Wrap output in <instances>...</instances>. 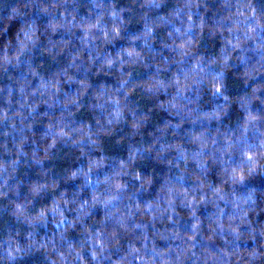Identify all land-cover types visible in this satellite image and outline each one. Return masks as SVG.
<instances>
[{"label": "clouds", "instance_id": "9594fccd", "mask_svg": "<svg viewBox=\"0 0 264 264\" xmlns=\"http://www.w3.org/2000/svg\"><path fill=\"white\" fill-rule=\"evenodd\" d=\"M0 264H264V0H0Z\"/></svg>", "mask_w": 264, "mask_h": 264}]
</instances>
